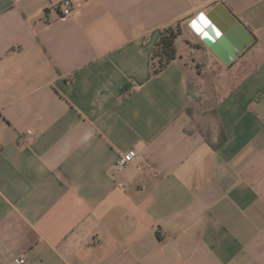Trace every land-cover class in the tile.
Returning <instances> with one entry per match:
<instances>
[{"label": "crops", "instance_id": "1", "mask_svg": "<svg viewBox=\"0 0 264 264\" xmlns=\"http://www.w3.org/2000/svg\"><path fill=\"white\" fill-rule=\"evenodd\" d=\"M61 1L0 0V264H264V0ZM218 3L253 38L229 64L189 25Z\"/></svg>", "mask_w": 264, "mask_h": 264}, {"label": "water", "instance_id": "2", "mask_svg": "<svg viewBox=\"0 0 264 264\" xmlns=\"http://www.w3.org/2000/svg\"><path fill=\"white\" fill-rule=\"evenodd\" d=\"M189 25L224 64H229L253 40L248 30L220 3L206 13L200 12Z\"/></svg>", "mask_w": 264, "mask_h": 264}, {"label": "trees", "instance_id": "3", "mask_svg": "<svg viewBox=\"0 0 264 264\" xmlns=\"http://www.w3.org/2000/svg\"><path fill=\"white\" fill-rule=\"evenodd\" d=\"M180 35L179 24L166 26L161 29L158 40L153 46L151 54V71L152 74H157L163 70L177 55L175 41L176 38ZM189 93L192 97L195 96V92L191 90V87L188 85ZM223 139V136L220 135V141ZM206 142L210 144L213 148L216 147V144L209 142L208 138L205 137Z\"/></svg>", "mask_w": 264, "mask_h": 264}, {"label": "built area", "instance_id": "4", "mask_svg": "<svg viewBox=\"0 0 264 264\" xmlns=\"http://www.w3.org/2000/svg\"><path fill=\"white\" fill-rule=\"evenodd\" d=\"M59 8H60L61 18H69L74 14V10L72 9L73 8L72 0H62L59 3ZM30 139H31V132H24L18 137V142L20 144H25ZM136 157H137L136 150L133 148H130L118 154V156L115 159L114 166L117 169H121L129 165L130 163H132ZM138 168L150 169L151 166L147 161H143L138 166ZM16 260L19 264H30L25 253H19L16 256Z\"/></svg>", "mask_w": 264, "mask_h": 264}, {"label": "rangeland", "instance_id": "5", "mask_svg": "<svg viewBox=\"0 0 264 264\" xmlns=\"http://www.w3.org/2000/svg\"><path fill=\"white\" fill-rule=\"evenodd\" d=\"M237 64L238 65L234 67H224L217 63V67L210 70L207 75H209L208 77L213 83H216V86H220L224 83H230L235 81L238 76L242 74L243 70L248 67V62L244 59L239 60ZM188 85L191 87V90L195 92V96H197L196 98H200L201 92H197L191 82H189Z\"/></svg>", "mask_w": 264, "mask_h": 264}, {"label": "bare ground", "instance_id": "6", "mask_svg": "<svg viewBox=\"0 0 264 264\" xmlns=\"http://www.w3.org/2000/svg\"><path fill=\"white\" fill-rule=\"evenodd\" d=\"M197 31V30H196Z\"/></svg>", "mask_w": 264, "mask_h": 264}]
</instances>
